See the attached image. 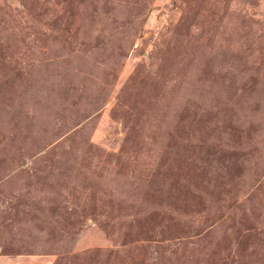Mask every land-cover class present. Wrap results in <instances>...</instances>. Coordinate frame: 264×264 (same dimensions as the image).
I'll return each mask as SVG.
<instances>
[{
  "label": "rangeland",
  "instance_id": "1",
  "mask_svg": "<svg viewBox=\"0 0 264 264\" xmlns=\"http://www.w3.org/2000/svg\"><path fill=\"white\" fill-rule=\"evenodd\" d=\"M0 264H264V0H0Z\"/></svg>",
  "mask_w": 264,
  "mask_h": 264
}]
</instances>
